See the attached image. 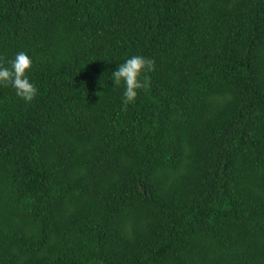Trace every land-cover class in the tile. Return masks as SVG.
Here are the masks:
<instances>
[{
  "label": "trees",
  "instance_id": "16d2710c",
  "mask_svg": "<svg viewBox=\"0 0 264 264\" xmlns=\"http://www.w3.org/2000/svg\"><path fill=\"white\" fill-rule=\"evenodd\" d=\"M0 264H264V0H0ZM153 61L124 106L111 70Z\"/></svg>",
  "mask_w": 264,
  "mask_h": 264
},
{
  "label": "clouds",
  "instance_id": "9594fccd",
  "mask_svg": "<svg viewBox=\"0 0 264 264\" xmlns=\"http://www.w3.org/2000/svg\"><path fill=\"white\" fill-rule=\"evenodd\" d=\"M30 55L21 50L7 64L0 62V84H10L15 94L26 102H30L38 93L37 85L30 79L32 66ZM153 68V61L144 56L133 54L111 70L110 80L115 90L122 86L121 99L125 107L134 103L139 90L147 87L146 73Z\"/></svg>",
  "mask_w": 264,
  "mask_h": 264
}]
</instances>
